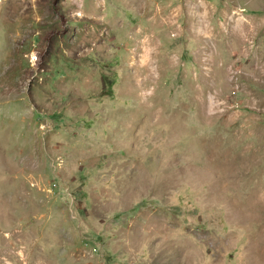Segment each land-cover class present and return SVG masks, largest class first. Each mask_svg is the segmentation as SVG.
I'll list each match as a JSON object with an SVG mask.
<instances>
[{
	"label": "rangeland",
	"instance_id": "374dc122",
	"mask_svg": "<svg viewBox=\"0 0 264 264\" xmlns=\"http://www.w3.org/2000/svg\"><path fill=\"white\" fill-rule=\"evenodd\" d=\"M0 264H264V0H0Z\"/></svg>",
	"mask_w": 264,
	"mask_h": 264
}]
</instances>
